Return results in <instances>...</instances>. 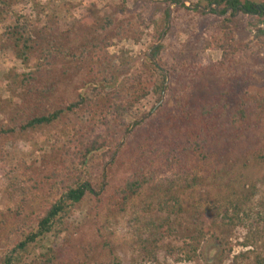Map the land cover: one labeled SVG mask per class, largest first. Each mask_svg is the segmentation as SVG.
I'll use <instances>...</instances> for the list:
<instances>
[{"label":"rangeland","instance_id":"obj_1","mask_svg":"<svg viewBox=\"0 0 264 264\" xmlns=\"http://www.w3.org/2000/svg\"><path fill=\"white\" fill-rule=\"evenodd\" d=\"M211 1L0 0V264H264V16Z\"/></svg>","mask_w":264,"mask_h":264},{"label":"trees","instance_id":"obj_2","mask_svg":"<svg viewBox=\"0 0 264 264\" xmlns=\"http://www.w3.org/2000/svg\"><path fill=\"white\" fill-rule=\"evenodd\" d=\"M178 2V0H176ZM211 3H215L217 7H220L219 11H214L216 14L226 15L228 9L233 12L240 11L249 15H261L264 16V5H257L251 2L242 3L240 0H212ZM169 15V14H168ZM9 36H11L16 46L21 49L20 56L26 54V50L30 49V38L22 33L21 24L17 21V24L10 29ZM159 74L163 80H166V74L163 69H158ZM164 86H161V93L163 92ZM125 90L117 91L114 95V98H119L120 102L117 103L116 106V114L120 120H123V112L128 111V107L125 106L121 99ZM86 100H83L82 104H84ZM60 112H56L47 116H40L31 119L26 125H23V128L34 127L36 125H41L44 123H50L56 118L59 117ZM103 126L109 128V121H102ZM101 131L93 130L92 137L89 139V143L86 145L85 150L86 153L92 154L94 152L100 151L105 145L101 142ZM87 192H94V189L88 184L84 183L78 186L75 189H70L67 193L66 199L68 202L72 204H76L80 202ZM65 202H58L53 204L46 212V214L39 220L38 226L35 232L31 233L26 241L20 243L16 248V250L24 249L29 243L36 241L37 239L45 236L49 232H51L53 228L54 221L64 212L65 210ZM16 256L11 254L5 259L4 264H15Z\"/></svg>","mask_w":264,"mask_h":264}]
</instances>
